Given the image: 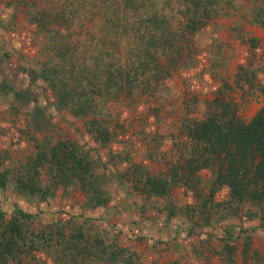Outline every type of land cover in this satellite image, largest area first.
<instances>
[{
  "label": "rangeland",
  "instance_id": "obj_1",
  "mask_svg": "<svg viewBox=\"0 0 264 264\" xmlns=\"http://www.w3.org/2000/svg\"><path fill=\"white\" fill-rule=\"evenodd\" d=\"M155 1L166 14L165 25L184 35L178 50L169 53L176 63L164 74L137 73L143 80L137 88L127 86L124 74L119 89L115 72L111 77L77 71L71 59L58 53L68 39L51 36L56 25L37 9L65 15V0H0V85L18 93L13 112L27 141L12 157H0L5 174L0 198L53 196L59 185L76 188L78 178L95 192L89 165L62 170L66 163L53 158L54 149L60 157H83L88 149L106 147L129 160V170L141 179L138 186L149 189L152 201L165 203L167 214L180 215L177 251L170 250L168 260L167 255L149 259V264H264V202H241L226 185L215 186L218 166L205 165L206 153L197 161L203 143L185 134L188 125L209 112L228 111L248 123L264 106V0ZM105 27L75 23L71 34L84 51L79 55L93 65V53L102 49L105 63L129 68L130 37L116 46ZM87 34L91 37L83 38ZM117 48L125 51L122 58ZM32 118L37 130L30 127ZM31 128L37 151L29 142ZM7 158L12 161L5 164ZM40 178L48 179L37 185ZM18 216L25 239L14 247L16 258L6 261L0 254V264H142L115 249L51 255L26 251L31 242L58 243L62 235L37 220L28 223L27 215Z\"/></svg>",
  "mask_w": 264,
  "mask_h": 264
},
{
  "label": "trees",
  "instance_id": "obj_2",
  "mask_svg": "<svg viewBox=\"0 0 264 264\" xmlns=\"http://www.w3.org/2000/svg\"><path fill=\"white\" fill-rule=\"evenodd\" d=\"M65 1V15H59L55 10V14L51 16L46 11L38 9L37 14H44L48 17L47 19H52L53 24L57 26L53 28L51 36L57 38L63 36L68 39L65 47L59 45L57 50L59 54H65L71 59L70 63L72 67L77 66V71L87 70L93 74L110 75L111 77L115 72L114 84L119 89L122 80H124V74L128 73L127 86L137 88L143 82V80H139L137 73L164 74L169 71L172 64L176 63L175 58L169 56V53L178 50L184 35L181 32H174L171 27L165 25L166 14L161 12L160 5L155 0ZM148 8L153 10L148 11ZM36 19L41 21L39 17ZM188 20L189 23L195 24L192 18ZM77 22L80 25H94L97 22L104 24L108 32L110 30L112 33V38H115L116 46L130 37L126 43L127 54H130L133 59L131 64H127L129 68L121 63L115 65L105 63L103 56L106 54L102 52V49L93 53L92 56L96 61L93 62V65L86 63L82 59L85 55H79L82 52L80 43L71 34L73 32L71 29ZM62 25H66V30H59ZM81 33L82 31L79 32V34ZM86 36L91 37L87 34L83 38H87ZM144 39L148 40L147 43H142ZM131 40H134V43ZM116 50L121 52L122 58L124 50L120 51L118 48ZM146 56L149 59H146ZM162 57L166 59L165 62L163 59L161 60ZM72 60H76L78 63H74ZM149 86H153V84L149 83ZM186 128L187 136L197 140L198 143H203L204 153L198 151L196 160L199 161L200 157L206 153L207 157L203 160L205 165L218 166L215 171V186L226 185L230 190L231 197L241 202H264V106L248 123L241 121L228 111L209 112L204 119L193 125H188ZM57 153L54 149L53 158L59 164L66 163L62 170H74L81 168L82 164L83 166L88 165L82 156L71 154L60 157ZM67 161L71 162L67 163ZM71 163L72 165H69ZM4 175L0 172V186L5 183ZM146 190L149 192V189ZM20 211L22 210L15 207L11 216L7 217L3 202L0 201V254L6 256V261L9 256L16 258L14 247L18 246L19 240L25 239L24 229L18 216ZM21 215H27V213H21ZM19 246V250H22V245ZM34 246L33 242L27 244L26 251L32 250ZM101 251L106 252L107 250L101 248Z\"/></svg>",
  "mask_w": 264,
  "mask_h": 264
},
{
  "label": "crops",
  "instance_id": "obj_3",
  "mask_svg": "<svg viewBox=\"0 0 264 264\" xmlns=\"http://www.w3.org/2000/svg\"><path fill=\"white\" fill-rule=\"evenodd\" d=\"M8 87L0 85V157L3 154L10 157L27 142L21 138L25 131L13 112V98L18 93L15 88ZM36 123L35 118L30 119V127L34 130H37ZM29 134V142L36 149L37 137H32L33 131ZM83 158L91 168L89 173L95 180V192L88 188L85 180L78 178L76 188L59 185L53 196L0 198L7 217L17 207L23 211L21 213H27L28 223L37 220L39 226L55 229L62 235L58 243L52 240L46 244L35 243L32 250L51 255L54 251L86 254L96 248L115 249L138 257L142 264H149V259L151 263V259L163 255L170 259V250L177 251L175 243L180 234V215L167 214L165 203L151 200L150 191L143 185L138 186L141 179L135 180L133 170H129L130 162L123 155L104 147L96 151L88 149ZM2 160L4 158H0ZM11 161L7 158L4 163ZM47 179L35 180L38 185Z\"/></svg>",
  "mask_w": 264,
  "mask_h": 264
}]
</instances>
